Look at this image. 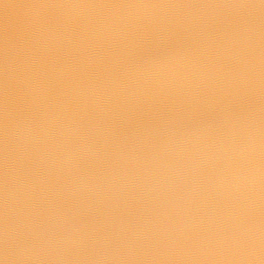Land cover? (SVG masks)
Here are the masks:
<instances>
[{"label": "water", "instance_id": "1", "mask_svg": "<svg viewBox=\"0 0 264 264\" xmlns=\"http://www.w3.org/2000/svg\"><path fill=\"white\" fill-rule=\"evenodd\" d=\"M0 264H264V0H0Z\"/></svg>", "mask_w": 264, "mask_h": 264}]
</instances>
